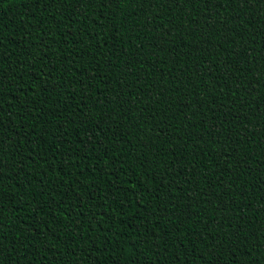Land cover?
Listing matches in <instances>:
<instances>
[{"label": "trees", "instance_id": "obj_1", "mask_svg": "<svg viewBox=\"0 0 264 264\" xmlns=\"http://www.w3.org/2000/svg\"><path fill=\"white\" fill-rule=\"evenodd\" d=\"M0 108V264H264V0H0Z\"/></svg>", "mask_w": 264, "mask_h": 264}, {"label": "snow or ice", "instance_id": "obj_2", "mask_svg": "<svg viewBox=\"0 0 264 264\" xmlns=\"http://www.w3.org/2000/svg\"><path fill=\"white\" fill-rule=\"evenodd\" d=\"M51 2V0H50ZM77 2H79V0H77ZM101 2L103 3V6L104 7H107L110 3L111 4H119L120 3V0H101ZM147 2H151V0H147ZM245 2H247V0H245ZM0 111H2V108H0ZM85 115H87V113H85ZM87 146V145H85ZM106 155V153H105ZM209 264H212L211 261H209Z\"/></svg>", "mask_w": 264, "mask_h": 264}]
</instances>
